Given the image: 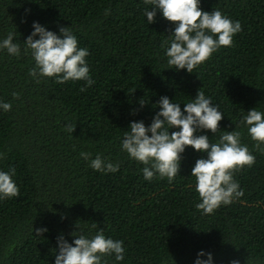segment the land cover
<instances>
[{"label":"trees","instance_id":"16d2710c","mask_svg":"<svg viewBox=\"0 0 264 264\" xmlns=\"http://www.w3.org/2000/svg\"><path fill=\"white\" fill-rule=\"evenodd\" d=\"M144 7H150L144 0H0V35L16 30L23 41L33 21L57 32L58 25H71L79 46L90 51L95 81L84 92L83 81L36 83L27 75L34 63L29 55L0 53V99L12 104L0 112V152L6 153L0 169H16L21 191L0 202V264H53L58 232L72 231L77 220L123 239L121 264H194L200 250L212 252L214 264H264V154L247 136L243 142L256 162L235 173L244 196L209 215L195 207L190 176L200 153L187 148L169 183L145 181L143 165L119 149L122 129L132 120L150 123L160 96L186 103L201 88L224 111L219 124L229 131L243 110L257 104L264 110V0H201L204 10L218 8L239 20L242 31L193 73L165 69L161 45L171 25L159 15L147 25ZM142 98L150 103L140 109ZM66 120L76 123L73 136L64 130ZM80 151L102 153L120 169L95 172ZM32 225L33 234L42 226L49 231L34 236Z\"/></svg>","mask_w":264,"mask_h":264},{"label":"clouds","instance_id":"9594fccd","mask_svg":"<svg viewBox=\"0 0 264 264\" xmlns=\"http://www.w3.org/2000/svg\"><path fill=\"white\" fill-rule=\"evenodd\" d=\"M144 4L150 6L144 7L142 13L147 25L155 23L158 15L171 25L167 39L161 45L167 64L165 69L193 73L222 47H232L234 37L242 31L239 20L218 8L204 10L201 0H144ZM109 11L105 9V15ZM31 28L23 41L17 38L16 30L0 35V53L6 52L17 59L29 55L34 63L27 75L36 83L48 79L56 84L83 81L81 92L95 83L86 59L90 51L79 46L76 30L71 25H58L57 32L33 21ZM200 89L186 103L175 97L160 96L153 104L155 107L152 105L153 109L159 110L154 112L150 123L132 120L126 130L122 129L119 149L129 160L143 165L139 171L145 181L166 178L169 183L179 175L187 148L200 153L201 158L196 159L190 176L194 178V191L198 194L195 207L201 215H209L244 196L235 173L251 168L256 156L243 138L247 136L253 142V150L264 154V110H260L258 104L246 112L243 110L231 131L221 129L219 122L226 116L224 111ZM20 95L19 92L12 93L13 99H19ZM148 103L150 100L140 99V109ZM140 109H132L130 115H138ZM11 110L12 104L0 99V112ZM75 128L74 121H65L64 130L69 136H73ZM208 132L213 135L210 137ZM5 156L6 153L0 152V160ZM79 156L88 168L101 174L116 173L120 169L119 161L113 162L99 152L93 157L91 152L80 151ZM16 176L12 166L7 170L0 169V202L20 197ZM61 219L66 217L62 215ZM33 231L32 225V234ZM48 231L42 226L36 228L33 235L43 237ZM51 250L53 264H110V261L121 264L127 251L123 239L107 236L96 222L83 220H77L67 234L60 230ZM194 264H214L212 252L200 250ZM231 264H240V261L234 259Z\"/></svg>","mask_w":264,"mask_h":264}]
</instances>
